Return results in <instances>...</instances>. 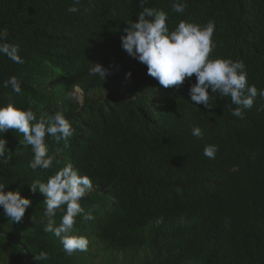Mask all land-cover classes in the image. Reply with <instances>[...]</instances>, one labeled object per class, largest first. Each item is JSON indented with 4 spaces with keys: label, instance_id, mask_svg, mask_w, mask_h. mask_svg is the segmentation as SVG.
<instances>
[{
    "label": "trees",
    "instance_id": "trees-1",
    "mask_svg": "<svg viewBox=\"0 0 264 264\" xmlns=\"http://www.w3.org/2000/svg\"><path fill=\"white\" fill-rule=\"evenodd\" d=\"M174 2L185 11L173 12ZM72 5L0 0V43L19 45L24 60L0 55V106L31 109L37 120L59 111L73 129L67 146L45 137L53 164L35 170L23 134H2L11 158L0 162V184L31 205L18 223L0 208V264H264V98L257 95L242 119L231 114L230 97L211 89L210 108L196 105L195 74L164 88L123 50L139 0H80L76 13ZM144 7L165 11L170 31L182 20L214 21L209 58L243 61L248 85L264 89V0H146ZM92 63L109 70L105 81L89 75ZM13 76L20 94L3 86ZM196 127L201 136L192 135ZM210 145L218 149L212 159L204 155ZM68 163L93 182L80 203L94 219L78 215L71 233L86 237L88 249L71 255L43 231L46 197L30 188ZM42 251L49 258L37 262Z\"/></svg>",
    "mask_w": 264,
    "mask_h": 264
},
{
    "label": "clouds",
    "instance_id": "clouds-1",
    "mask_svg": "<svg viewBox=\"0 0 264 264\" xmlns=\"http://www.w3.org/2000/svg\"><path fill=\"white\" fill-rule=\"evenodd\" d=\"M139 2L142 10L137 14L138 22H133L124 29L126 35L121 36V45L131 57L147 66L148 75L155 78L160 86L168 88L181 85L186 78L195 74L196 82L189 89L194 104H203L205 108H210L211 89V93L219 92L221 97H230L231 103L237 105L231 109V114L241 119L244 110L253 107L257 95L264 98V89L258 92L255 85H248L243 61L209 58L215 47L212 40L214 21L210 20L201 26L182 20L170 31L166 24L168 15L165 11L144 7L146 0ZM79 4L80 0H73L68 11L78 12ZM186 7V3L174 2L172 11L183 13ZM0 39L3 37L0 36ZM0 55H6L14 63H24L19 55V45L0 43ZM108 74L109 70L99 63H92L89 68V75H99L104 81ZM127 75L130 77L131 73ZM3 86L10 87L16 94L22 91L21 83L15 76L5 80ZM9 129L23 134L20 143L24 147L31 146L34 155L30 167L33 170L52 167L53 157L48 155L46 136L54 137L57 142L63 140L67 146L68 138L73 135L72 126L62 112L58 111L51 116L42 113L37 120L31 109L23 110L10 102L6 106H0V162L3 163L11 158V151L7 148L8 141L2 138V134ZM192 135L201 136V129L194 128ZM217 150L216 146H206L204 155L210 159L215 158ZM30 188L33 193L39 190L46 197L44 216L47 222L43 231L53 233L68 255L87 251L89 240L71 233L78 215H82L85 221L94 219L93 210L86 212L80 203L86 192L93 189L92 180L87 175H80L68 163L49 177L46 183L36 181ZM4 189L5 185L0 184V208L11 221L18 223L25 216L31 200L22 197L18 190L5 192ZM58 210L64 214L57 225L55 217ZM48 258V253L43 251L35 255L37 262Z\"/></svg>",
    "mask_w": 264,
    "mask_h": 264
},
{
    "label": "rangeland",
    "instance_id": "rangeland-1",
    "mask_svg": "<svg viewBox=\"0 0 264 264\" xmlns=\"http://www.w3.org/2000/svg\"><path fill=\"white\" fill-rule=\"evenodd\" d=\"M73 96L76 97L78 100H80L81 102L83 101L84 99V93L81 89H79V87H76L75 88V92L73 93ZM119 258H123V257H119ZM100 263V260H98L96 262V264H99Z\"/></svg>",
    "mask_w": 264,
    "mask_h": 264
},
{
    "label": "water",
    "instance_id": "water-1",
    "mask_svg": "<svg viewBox=\"0 0 264 264\" xmlns=\"http://www.w3.org/2000/svg\"><path fill=\"white\" fill-rule=\"evenodd\" d=\"M79 89H81V88H79ZM25 260H26V258H25Z\"/></svg>",
    "mask_w": 264,
    "mask_h": 264
}]
</instances>
